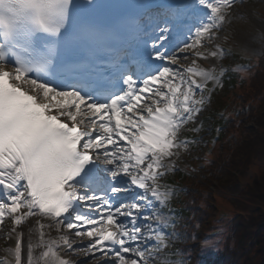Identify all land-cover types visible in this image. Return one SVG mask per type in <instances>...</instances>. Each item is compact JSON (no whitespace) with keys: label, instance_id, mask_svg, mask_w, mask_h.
<instances>
[{"label":"snow or ice","instance_id":"obj_1","mask_svg":"<svg viewBox=\"0 0 264 264\" xmlns=\"http://www.w3.org/2000/svg\"><path fill=\"white\" fill-rule=\"evenodd\" d=\"M242 2L180 0L100 24L95 0H0V225L14 240L0 264H70L59 253L77 250L97 264H172L157 259L173 195L161 180L225 71L198 61L225 55L207 45ZM129 38L140 58L115 46ZM73 44L90 55L69 62Z\"/></svg>","mask_w":264,"mask_h":264},{"label":"trees","instance_id":"obj_2","mask_svg":"<svg viewBox=\"0 0 264 264\" xmlns=\"http://www.w3.org/2000/svg\"><path fill=\"white\" fill-rule=\"evenodd\" d=\"M242 69L224 100L232 109L223 136L202 158L204 178L188 179L182 194L186 264H264V49ZM221 203L228 210L224 219ZM216 228L217 249L204 254ZM197 243L202 249L196 252Z\"/></svg>","mask_w":264,"mask_h":264},{"label":"rangeland","instance_id":"obj_3","mask_svg":"<svg viewBox=\"0 0 264 264\" xmlns=\"http://www.w3.org/2000/svg\"><path fill=\"white\" fill-rule=\"evenodd\" d=\"M242 5H246L249 7H253L261 16V18L264 19V0H243L241 3ZM241 16V13L239 11L237 12V16L234 17L230 23L225 24L223 30L219 31L217 33L218 39L214 40L211 44H208L207 47L211 48L215 44H220L221 47L224 50L225 55L220 59L215 58H209L207 61H199L203 62L204 65L201 64V66L208 68L211 66V64H215L217 72L220 68H224V76L228 77L229 75V66H226L227 64L231 65L234 63L235 54L240 53L241 55L245 54L243 52H247L246 54L249 56L248 53H252L253 55H258L264 48V32H260L259 29H257L254 25L249 24H242V31H235V27L232 25L234 23H240L243 21V19L239 18ZM203 50V49H201ZM247 57V56H245ZM193 57L191 55L188 56L187 60L182 59L181 63L187 65L191 62ZM236 62V61H235ZM222 77L221 82L217 86H213L212 82L208 83V88L213 89L211 93H209L207 90L203 93L205 96L210 97L207 103L203 106L200 113H198L196 119L192 122H189L188 124L184 125L181 129L179 135L181 139L187 138L189 140L195 141L194 143L189 144L188 151L182 152L180 158H174L176 159L177 168L174 172L168 173L166 176H164L161 180V183L169 184L171 183L170 180L172 179L173 175L175 173H179L181 168V165L188 166L189 170L186 169V172L189 171L188 175L190 177L191 181H194L196 179H203L204 173L202 171V164L200 163V160L203 157L204 150L208 148V142L211 138L214 136H217L218 133H221V131L214 133L212 124L216 121H213V116L206 115L208 112L212 113H219L216 110V105L221 104L223 100H226L228 98L227 92L225 93V86L222 85ZM232 95L236 94L235 89L230 93ZM200 93L198 94L199 97ZM230 100V99H229ZM228 100V101H229ZM203 119V121H202ZM202 121V122H201ZM201 122L202 125H198L200 130L199 131H193V133H190V127H193L196 125V123ZM196 128V127H195ZM196 163V166L194 165ZM182 171H185L182 169ZM180 174V173H179ZM184 179L181 178L178 182H173V184H170L169 186L172 189L173 195L171 196L170 200H176L178 198H181L179 192L186 190L184 187ZM169 200V201H170ZM174 205H170V203L167 204L166 207H164L161 211L162 213L170 218L171 224L168 231H166L167 234V240H166V246L161 249V251L157 254V259H160L159 254L166 252L167 249L172 248L176 243L177 239L176 236L171 235L172 233H176L174 229H176V226L179 222V217H177L176 213L172 209ZM176 220V221H175ZM11 224L10 220H5L3 225H0V242L4 240L5 237V231L7 232V225L9 226ZM2 239V241H1ZM83 241L87 242V237H76L73 234H71L70 242L74 245L84 243ZM63 258L68 259L69 261H74L76 264H97V261L99 259H102L99 255H97L94 258H88L83 255V252L80 250H77L75 253L70 251H60L59 253Z\"/></svg>","mask_w":264,"mask_h":264},{"label":"bare ground","instance_id":"obj_4","mask_svg":"<svg viewBox=\"0 0 264 264\" xmlns=\"http://www.w3.org/2000/svg\"><path fill=\"white\" fill-rule=\"evenodd\" d=\"M238 11L239 13H241L240 17H242L243 21H241L239 24H232L236 29L235 31H242V24H249L254 25L257 29L260 30V32H264V19L259 16L258 12L253 7L240 4ZM42 222L46 223V221ZM27 223H29V221ZM28 239L29 236H26L24 240L25 252Z\"/></svg>","mask_w":264,"mask_h":264}]
</instances>
